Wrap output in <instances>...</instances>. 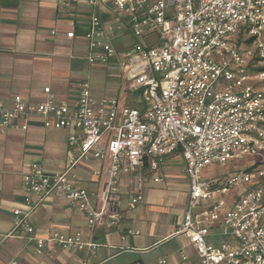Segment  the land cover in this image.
I'll return each instance as SVG.
<instances>
[{
    "label": "built area",
    "instance_id": "2783aa9c",
    "mask_svg": "<svg viewBox=\"0 0 264 264\" xmlns=\"http://www.w3.org/2000/svg\"><path fill=\"white\" fill-rule=\"evenodd\" d=\"M60 2L68 12L82 2L90 8L80 20L88 62L118 66L127 91L140 99L129 104L127 96L96 97L86 80L72 100L46 87L43 101L15 96L10 105L0 102L2 133L25 130L31 118H41L47 126L71 130L72 147L62 171H48L39 161L29 165L22 181L24 207L13 208L7 237L26 238L38 256L60 249L96 254L100 244L84 240L80 230L39 235L34 210L50 196L63 195L92 229L120 227L124 210L144 200V168L154 169L178 152L190 192L177 233L189 238L197 256L194 261L182 249L181 264H264V166L236 169L224 179L202 178L209 165L264 152V0ZM67 36L74 38L76 31ZM93 158L101 164L92 172L97 190L82 186L75 171ZM125 176L131 178L126 204ZM240 184L248 190L227 200ZM159 264H168L167 258Z\"/></svg>",
    "mask_w": 264,
    "mask_h": 264
},
{
    "label": "crops",
    "instance_id": "0c3cea01",
    "mask_svg": "<svg viewBox=\"0 0 264 264\" xmlns=\"http://www.w3.org/2000/svg\"><path fill=\"white\" fill-rule=\"evenodd\" d=\"M89 11L84 2L74 4L68 12L60 0H0V102L10 105L15 96L27 102L43 101L46 87L59 99H73L78 75L85 71L84 61L89 63L88 40L80 21ZM73 29L76 36L69 38L67 32ZM46 129L64 128L31 118L25 130L0 131V264H12L13 260L17 264H76L79 260L104 264L119 255H126L124 264H159L162 258H167L168 264H181L182 249L197 260L189 238L177 233L190 192L184 167L180 170L176 164L179 157L184 161L178 152L154 169L144 168V200L136 208L124 210L125 220L120 227L108 229L98 224L92 229L85 214L63 195L50 196L34 210L32 221L39 235L53 230H80L84 240L100 244L96 254L87 249H60L52 255L38 256L26 238L7 237L13 228V208L24 207L22 181L31 164L28 158L43 152L35 146L41 144L39 133ZM64 130L68 150L61 161L62 169L51 170L43 165L48 171H62L67 166L71 130ZM100 166L97 160L76 167L82 186L98 189L92 172ZM153 175L163 180L155 182ZM130 179L125 176L122 184L125 204L131 191ZM128 229L140 232L128 233Z\"/></svg>",
    "mask_w": 264,
    "mask_h": 264
},
{
    "label": "rangeland",
    "instance_id": "374dc122",
    "mask_svg": "<svg viewBox=\"0 0 264 264\" xmlns=\"http://www.w3.org/2000/svg\"><path fill=\"white\" fill-rule=\"evenodd\" d=\"M84 62L85 71L78 75L77 89L75 92L78 90V84L81 81L87 80L91 84L92 94L96 97L120 98L127 96L126 101L129 104H133L140 99L138 93H130L127 91L126 81L123 79L122 72L118 66L90 64L87 63L86 60ZM147 100H150V98L148 97ZM66 136L67 131L64 129L41 130L39 133L41 144L36 145L35 147H38L43 152L41 154H35L29 157L28 161L31 163L34 161H39L48 169L61 170V161L64 160L65 154H67L68 150V140ZM93 161L97 160L94 159L90 162L92 163ZM255 162H259L261 166H264V152L254 154L253 156L247 157L246 159L236 160L229 165L218 163L209 165L203 169L202 178L206 180H212L217 177H220L221 179L229 178L234 170L239 169L241 172H244L246 167L249 165L251 166ZM176 164L180 170L183 169L184 161L181 159V157L178 158ZM75 171L77 172V168ZM247 190V184H240L230 189V193L225 195V198L229 200L234 196L243 195ZM207 240L208 242H212L213 240H216V238L208 237ZM125 260L126 255H119L111 258L104 264H124L126 262Z\"/></svg>",
    "mask_w": 264,
    "mask_h": 264
},
{
    "label": "trees",
    "instance_id": "16d2710c",
    "mask_svg": "<svg viewBox=\"0 0 264 264\" xmlns=\"http://www.w3.org/2000/svg\"><path fill=\"white\" fill-rule=\"evenodd\" d=\"M259 165H260V163H259V162H255L254 164H252V166H251V167L247 168V170L254 169V168H256V167H257V166H259Z\"/></svg>",
    "mask_w": 264,
    "mask_h": 264
}]
</instances>
